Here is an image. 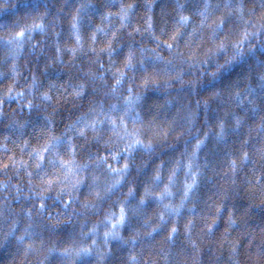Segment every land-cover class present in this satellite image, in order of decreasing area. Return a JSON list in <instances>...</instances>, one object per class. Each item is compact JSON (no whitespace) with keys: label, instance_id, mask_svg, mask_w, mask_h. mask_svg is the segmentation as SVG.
<instances>
[{"label":"clouds","instance_id":"obj_1","mask_svg":"<svg viewBox=\"0 0 264 264\" xmlns=\"http://www.w3.org/2000/svg\"><path fill=\"white\" fill-rule=\"evenodd\" d=\"M0 264H264V0H0Z\"/></svg>","mask_w":264,"mask_h":264}]
</instances>
